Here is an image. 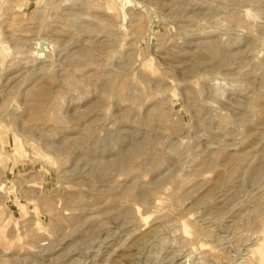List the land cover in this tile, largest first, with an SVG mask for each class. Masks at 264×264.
<instances>
[{
    "label": "rangeland",
    "instance_id": "374dc122",
    "mask_svg": "<svg viewBox=\"0 0 264 264\" xmlns=\"http://www.w3.org/2000/svg\"><path fill=\"white\" fill-rule=\"evenodd\" d=\"M0 264H264V0H0Z\"/></svg>",
    "mask_w": 264,
    "mask_h": 264
}]
</instances>
